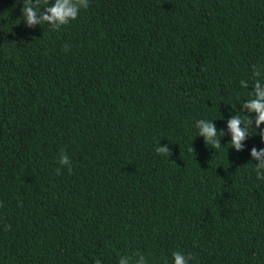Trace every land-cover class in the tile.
Wrapping results in <instances>:
<instances>
[{"label":"trees","instance_id":"16d2710c","mask_svg":"<svg viewBox=\"0 0 264 264\" xmlns=\"http://www.w3.org/2000/svg\"><path fill=\"white\" fill-rule=\"evenodd\" d=\"M22 7L0 0V264H264V123L243 107L264 0H88L58 30Z\"/></svg>","mask_w":264,"mask_h":264},{"label":"clouds","instance_id":"9594fccd","mask_svg":"<svg viewBox=\"0 0 264 264\" xmlns=\"http://www.w3.org/2000/svg\"><path fill=\"white\" fill-rule=\"evenodd\" d=\"M45 6V14L38 16L40 5ZM88 7V0H55L54 4L49 5L48 0H23V7L21 9V14L24 17V21L27 26L33 27L36 24H44L48 22L52 25L53 30H58L61 26L68 24L71 20L77 19L79 11L81 8ZM65 48L67 46L65 45ZM255 67V66H254ZM260 72H255L254 76H259ZM242 85H246V81H241ZM252 98L243 104V107L248 110L249 113L255 112V128L258 130L259 126L264 123V88L261 87L259 80L255 81L254 91L251 93ZM252 117L246 115L241 117L239 115H234L228 119L227 127L231 132V146L235 149L240 150L242 148V141H244L251 128ZM245 127H241V124ZM197 126L199 127V135L205 137V143L211 145L212 148L219 149L221 144L218 139H214L218 136V131L216 127L209 121L201 119L197 121ZM223 135V132H219ZM262 141H264V130H259ZM190 152L193 148L188 149ZM156 152L162 155H169L168 149L166 147H157ZM251 156L258 160L259 163L255 164V171L258 179H264L261 175L260 170L264 169V148L257 151L255 147L251 149ZM62 164L67 163V157L63 156L60 161ZM60 170L57 169V174ZM10 227V226H6ZM174 264H188V259H191V254L186 258L179 252L173 253ZM96 264H101L100 260L96 261ZM124 264V261H121Z\"/></svg>","mask_w":264,"mask_h":264}]
</instances>
